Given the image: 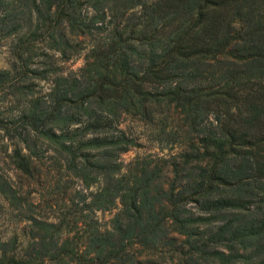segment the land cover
<instances>
[{
  "label": "trees",
  "instance_id": "obj_1",
  "mask_svg": "<svg viewBox=\"0 0 264 264\" xmlns=\"http://www.w3.org/2000/svg\"><path fill=\"white\" fill-rule=\"evenodd\" d=\"M4 41L11 161L33 176L47 157L96 187L41 216L0 169L26 221L24 239L0 237V264H264V0H0ZM123 115L177 150L125 163ZM116 206L102 228L95 210Z\"/></svg>",
  "mask_w": 264,
  "mask_h": 264
},
{
  "label": "rangeland",
  "instance_id": "obj_2",
  "mask_svg": "<svg viewBox=\"0 0 264 264\" xmlns=\"http://www.w3.org/2000/svg\"><path fill=\"white\" fill-rule=\"evenodd\" d=\"M86 47L72 54L67 59H57L59 72L77 73L84 62V53ZM55 57H59L58 53ZM11 55L8 47V41L0 44V67H6L9 64ZM43 90L47 89V83L40 80ZM118 127L123 129L131 136L136 144L128 150L121 153V159L126 163L135 157L143 155L169 156L177 150L176 143L161 138L162 132L154 123H148L144 120L123 115ZM12 143L6 137L0 139V169L8 178L21 190L27 194L28 199L35 204V210L41 216H52L57 213V209L68 200V193L74 189L88 192L94 189L96 185L85 187L83 183L75 176L66 172L60 173L56 165H53L50 158L43 157L42 162L35 160L36 167L33 176H26L11 161L10 153ZM118 207L109 209L95 210V216L102 228L109 227L110 219L117 211ZM26 226L25 220H17L13 215L12 208L7 201L0 195V237H7L12 233H19L23 238V229ZM24 239V238H23ZM149 255V254H148ZM150 258V255L149 257ZM148 264H165L163 260H149Z\"/></svg>",
  "mask_w": 264,
  "mask_h": 264
}]
</instances>
